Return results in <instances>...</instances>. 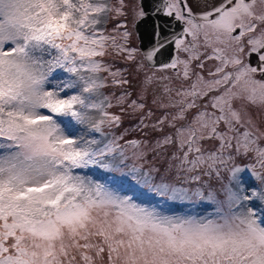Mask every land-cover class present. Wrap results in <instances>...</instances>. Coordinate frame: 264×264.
I'll list each match as a JSON object with an SVG mask.
<instances>
[{"label":"snow or ice","instance_id":"snow-or-ice-1","mask_svg":"<svg viewBox=\"0 0 264 264\" xmlns=\"http://www.w3.org/2000/svg\"><path fill=\"white\" fill-rule=\"evenodd\" d=\"M150 2L0 0V264H264V0ZM107 56L143 73L138 99L115 96L131 130L103 91L128 69ZM91 169L212 210L167 214Z\"/></svg>","mask_w":264,"mask_h":264},{"label":"rangeland","instance_id":"rangeland-1","mask_svg":"<svg viewBox=\"0 0 264 264\" xmlns=\"http://www.w3.org/2000/svg\"><path fill=\"white\" fill-rule=\"evenodd\" d=\"M105 2L108 3L112 7H119V0H105ZM131 2L132 4L134 2L138 4L137 0H126V3L129 6H131ZM121 19L122 18L120 17H116L114 13H110L109 19L107 20L105 24L102 25V27L107 28L108 33L111 34L113 32V28L115 27L117 21ZM135 43H137V41H135ZM105 59L108 60L109 62L114 61V66L116 68H120L121 70L128 69V71H133L134 74H137L134 67L130 64V62H126L122 58L114 57V56H107L105 57ZM128 71L125 73V76L130 81L132 78L130 77V74ZM145 71H152V70L146 69ZM158 75H160V73ZM57 77L60 79H64L68 77V74L64 72H58ZM142 81H143V78H140L139 82H135L134 84L130 81L128 85H124L120 87L109 86L103 90L106 95H109L112 97V103L114 107L109 109V111L111 113L120 115L122 118V125L120 128V131H123L124 129L131 130L133 127H135L138 123L140 114L139 113L133 114L131 110L125 111L123 113L120 112V106L116 105L115 96H118L125 90H128V91L133 92V95L130 97V99H138L139 93L143 87ZM159 83L163 84L164 81H160L157 79L153 82L151 86H149L148 91L145 94L146 98L143 101L147 106L145 111L151 108L154 112H156L157 115H160L161 113L156 108V106L152 104V99H153L154 93L156 95H161V96L164 95L163 88L161 89L158 88ZM61 119H62V122L68 123L69 127L66 129V131L68 135L72 136L73 138L78 139L81 136H83L85 139H91L94 136L96 138H99L98 134L90 132V130L87 128L86 125H77L71 122L70 118H61ZM140 135L141 133L139 132L132 133L130 131V136H132L133 138H138ZM84 174L92 177L95 180H98L101 183L109 184L112 187H119L117 180L124 181L123 188L121 189L122 192L132 194V189H135L136 194H137L138 203H143L147 206H155L158 210L165 212L167 214L176 213L180 215H185V214H190L193 211L199 212L200 214H205L212 210L211 206H209L207 203H201L194 207L193 205H190V204H186V203L182 204L179 202H172V201H167V200H162V201L157 202L155 195L148 193V192L143 193L142 191H139L138 186H136L134 182L131 181L130 178L125 179L122 177L113 176L112 174L106 173L103 170H98V169L84 170ZM169 179H172V178L170 177ZM202 179L205 181H208L209 178L202 177Z\"/></svg>","mask_w":264,"mask_h":264},{"label":"water","instance_id":"water-1","mask_svg":"<svg viewBox=\"0 0 264 264\" xmlns=\"http://www.w3.org/2000/svg\"><path fill=\"white\" fill-rule=\"evenodd\" d=\"M144 3H147L146 0H144ZM151 29H152V21H147L140 25V33L143 35V43L139 41L141 48H143L147 44L148 36L151 32Z\"/></svg>","mask_w":264,"mask_h":264},{"label":"flooded vegetation","instance_id":"flooded-vegetation-1","mask_svg":"<svg viewBox=\"0 0 264 264\" xmlns=\"http://www.w3.org/2000/svg\"><path fill=\"white\" fill-rule=\"evenodd\" d=\"M187 39H191V38L189 37ZM200 51L203 52V51H205V49L201 48ZM193 63H196V61H194ZM205 63H206V68L204 69V71L207 72V70L212 68L213 64L216 63V62L205 61ZM172 71L173 70H169V72H172ZM160 75L172 76L173 77V86H178L179 85L178 83H180L179 81L175 80L174 73H166V71H165L163 73H160ZM164 83H167V81H164ZM163 84L159 83V87L162 88Z\"/></svg>","mask_w":264,"mask_h":264},{"label":"trees","instance_id":"trees-1","mask_svg":"<svg viewBox=\"0 0 264 264\" xmlns=\"http://www.w3.org/2000/svg\"><path fill=\"white\" fill-rule=\"evenodd\" d=\"M131 72L133 73V71H131ZM132 73H131V74H132ZM137 76H139V77H142V78H143V73H139V74L137 73Z\"/></svg>","mask_w":264,"mask_h":264}]
</instances>
